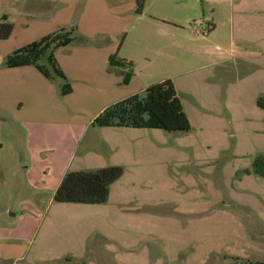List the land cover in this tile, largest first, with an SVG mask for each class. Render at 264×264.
<instances>
[{"label":"rangeland","instance_id":"rangeland-1","mask_svg":"<svg viewBox=\"0 0 264 264\" xmlns=\"http://www.w3.org/2000/svg\"><path fill=\"white\" fill-rule=\"evenodd\" d=\"M131 11L129 28L112 37L118 58L134 60L127 71L145 86L174 81L191 129L28 134L0 116L13 202L5 227L24 230L33 250L53 241V260L32 255L33 264H264V177L255 172L264 157V0H144L141 14ZM81 37L76 27L75 44ZM108 167L123 175L106 203L47 206L68 173ZM26 199L43 202L38 212L21 213Z\"/></svg>","mask_w":264,"mask_h":264},{"label":"crops","instance_id":"crops-1","mask_svg":"<svg viewBox=\"0 0 264 264\" xmlns=\"http://www.w3.org/2000/svg\"><path fill=\"white\" fill-rule=\"evenodd\" d=\"M136 1L5 0L8 10L0 11V20L8 17L14 30L8 40L0 42V116L28 134L57 127L68 128L71 132L101 129L118 133L123 129H134L100 128L94 121L110 106L149 87L144 85L136 71L132 70V77L124 86V77L109 71L110 57L121 52V47L112 37L129 28L134 17H126L125 12H133ZM52 4L61 6L52 16L37 15ZM74 25L85 43L61 47L56 55L59 66L72 83V91L68 95L62 96L60 86L34 66H3L6 58L15 51L49 36L58 28ZM121 58L134 65L130 57ZM3 149L4 145L0 143V264H33L30 261L32 255L51 261L53 241L46 238L33 250L24 230H13L4 225L6 214L12 212L13 202L7 195L6 185L10 176L7 162L2 158ZM54 196L55 193L47 206L56 205ZM42 203L26 199L20 202L19 207L22 214L34 213ZM58 205L64 204L56 207ZM72 249L68 243L58 251L63 261L69 260Z\"/></svg>","mask_w":264,"mask_h":264},{"label":"trees","instance_id":"trees-1","mask_svg":"<svg viewBox=\"0 0 264 264\" xmlns=\"http://www.w3.org/2000/svg\"><path fill=\"white\" fill-rule=\"evenodd\" d=\"M138 13L144 8V0H137ZM14 25L4 16L0 20V41L8 40ZM76 27L60 28L53 34L42 38L8 56L3 64L7 68L23 66L36 67L47 79L60 86V93L66 96L72 85L63 73L56 58V51L76 43ZM80 43L84 42L81 37ZM131 63L110 57L109 71L124 77L128 84L132 77ZM100 128L161 129L166 132H187L191 122L185 112L175 83L166 80L149 86L142 94H136L104 110L94 121ZM255 172L264 177V157L255 160ZM123 175L120 167L102 168L94 172H70L61 181L54 196L57 204L94 205L106 203L110 186Z\"/></svg>","mask_w":264,"mask_h":264},{"label":"built area","instance_id":"built-area-1","mask_svg":"<svg viewBox=\"0 0 264 264\" xmlns=\"http://www.w3.org/2000/svg\"><path fill=\"white\" fill-rule=\"evenodd\" d=\"M205 34H207V33H205Z\"/></svg>","mask_w":264,"mask_h":264}]
</instances>
